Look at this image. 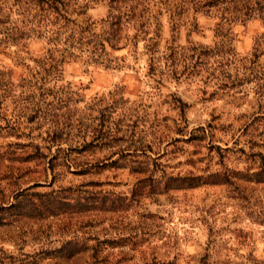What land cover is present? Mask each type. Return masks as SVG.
<instances>
[{
	"label": "rangeland",
	"instance_id": "374dc122",
	"mask_svg": "<svg viewBox=\"0 0 264 264\" xmlns=\"http://www.w3.org/2000/svg\"><path fill=\"white\" fill-rule=\"evenodd\" d=\"M139 3L105 65L0 53V264H264V27Z\"/></svg>",
	"mask_w": 264,
	"mask_h": 264
},
{
	"label": "trees",
	"instance_id": "16d2710c",
	"mask_svg": "<svg viewBox=\"0 0 264 264\" xmlns=\"http://www.w3.org/2000/svg\"><path fill=\"white\" fill-rule=\"evenodd\" d=\"M92 1H103L108 6V14L100 20V27L88 19L78 18L87 11L88 0L83 1L84 4L78 0H0V53L8 44L18 46L23 39L33 35L44 39L49 58L61 61L82 58L88 67L105 65L112 50L126 46L124 40L128 36L124 29L131 18H134L135 24L133 45L137 44L139 38L150 41V37L146 39L150 31L145 27V24L150 26V9L146 8L148 3L143 12H138L139 0L136 7L126 0ZM155 4L168 14L173 27H177L175 25L179 18L190 10L212 13L217 19L216 34L221 36H225L222 33L224 29L230 30L236 22L258 19L264 27V0H155ZM158 14L159 11L156 16ZM263 45L264 32L256 38L254 57L260 55ZM217 52H225L222 43L216 42L212 48L199 51L204 56Z\"/></svg>",
	"mask_w": 264,
	"mask_h": 264
}]
</instances>
